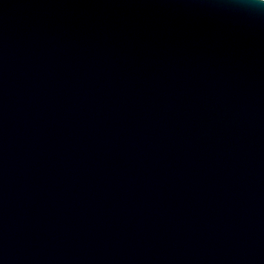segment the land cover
Instances as JSON below:
<instances>
[{
	"label": "water",
	"instance_id": "95a60500",
	"mask_svg": "<svg viewBox=\"0 0 264 264\" xmlns=\"http://www.w3.org/2000/svg\"><path fill=\"white\" fill-rule=\"evenodd\" d=\"M0 264H264V9L0 0Z\"/></svg>",
	"mask_w": 264,
	"mask_h": 264
},
{
	"label": "clouds",
	"instance_id": "9594fccd",
	"mask_svg": "<svg viewBox=\"0 0 264 264\" xmlns=\"http://www.w3.org/2000/svg\"><path fill=\"white\" fill-rule=\"evenodd\" d=\"M242 2L249 8L254 10L264 9V0H242Z\"/></svg>",
	"mask_w": 264,
	"mask_h": 264
}]
</instances>
